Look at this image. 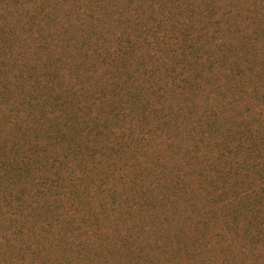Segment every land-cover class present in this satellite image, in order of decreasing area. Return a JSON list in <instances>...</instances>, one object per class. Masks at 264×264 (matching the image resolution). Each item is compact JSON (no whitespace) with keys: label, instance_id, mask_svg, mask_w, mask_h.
Returning a JSON list of instances; mask_svg holds the SVG:
<instances>
[{"label":"trees","instance_id":"trees-1","mask_svg":"<svg viewBox=\"0 0 264 264\" xmlns=\"http://www.w3.org/2000/svg\"><path fill=\"white\" fill-rule=\"evenodd\" d=\"M0 9V114L7 109L8 124L19 126L26 145L11 155L0 142V202L6 204L4 219L14 224L13 238L22 243L20 248L35 227L40 235L85 248L89 229L84 227L94 224L101 239L99 217L131 206H122L119 189L107 181H123L121 169H108L106 180L94 179L104 162H118L133 138L130 126L116 124L112 129L110 119L142 121L139 142H145L169 128L175 114L193 107L191 98L179 100L178 95L195 94L207 84L205 73L218 83L214 86L221 94L206 112L213 137L206 146L211 154L205 157L213 156L205 161V176L216 175L215 203L235 206L230 215H248L246 234L254 244L264 245V56L258 46L264 48V20L259 17L264 0H0ZM74 9L84 23L77 26L83 28L81 35L71 28ZM101 28L113 30L111 47L105 45ZM19 32L29 38L26 44L15 42L22 52L12 42ZM50 37L68 46L64 55L72 53L88 65L90 86H64L66 63L50 61ZM144 52L162 62L147 60L129 71L122 59ZM98 61L111 69L105 80L95 76ZM161 67L167 78L156 77L143 99L141 78L155 77ZM14 79L25 83L28 92L10 96ZM113 79L129 84L123 87ZM89 91L92 103L87 108L97 106L91 116L76 110L80 100L75 98ZM154 98L158 100L149 108ZM24 117L36 120L23 127ZM224 120L231 121L222 124ZM193 151L199 153L198 144ZM163 168L155 189L164 187L168 166ZM92 182L100 196L96 201L88 190ZM144 197L145 191L137 193L132 205H147ZM93 203L96 213L90 216Z\"/></svg>","mask_w":264,"mask_h":264},{"label":"rangeland","instance_id":"rangeland-1","mask_svg":"<svg viewBox=\"0 0 264 264\" xmlns=\"http://www.w3.org/2000/svg\"><path fill=\"white\" fill-rule=\"evenodd\" d=\"M70 14L74 34H83V28L77 26L79 23H84L79 19L76 10L74 9ZM259 17L264 20V13L261 12ZM246 25L243 24V28H246ZM59 26L60 24L56 27ZM100 30L106 34L105 45L111 47L115 42L113 30L104 28ZM55 31L54 28L51 29V32ZM246 33L247 31H244V35ZM77 35L71 34V36ZM50 40L49 46L54 52L50 54V61L54 64L58 63V60H61L62 64L66 63L64 86L75 88L78 82L85 87L90 86L88 65L81 63L72 53L64 55L68 46H64L62 40H52V37ZM28 41V36L21 32L12 39L14 46L15 42L26 44ZM59 44H61L60 49L56 51ZM258 46L264 56L263 45ZM15 50L22 52L21 45L15 46ZM148 54L144 52L137 56H126L122 60L129 71H137L147 60L160 61L158 57L151 58ZM97 64L99 67L95 76L105 80L106 77H103L111 69L107 65L101 67L99 61ZM73 65H75L72 70L74 73L70 75ZM121 69L126 70L124 67ZM161 69L155 77L141 78L138 85L140 91L144 92L143 99L149 96L148 89H151L150 85L156 77L167 78V71L164 67ZM219 79L225 83L223 77L220 76ZM204 80L207 84L195 94L178 95L179 100L191 98L193 107L184 108L175 114V118L169 121V128L158 131L145 142H139L142 121L129 118L117 122L113 118L110 119L112 129L116 128V124L130 126L133 138H129V149L119 154L118 162H113V166L105 165L104 162L94 179H104V173L110 168L121 169L125 175L123 181L119 179L118 181L117 177H111L107 181L112 184L111 186L119 189L122 206L127 202L131 206L127 209L123 206L122 213L107 212L99 217L103 231L101 239L94 231V224L84 227L89 229V244L85 248L68 245L50 234L40 235L39 228L35 227L31 233L27 231L25 246L20 248L22 243L13 238L14 224L9 219H4L6 204L0 202V264H264V245L254 244L245 231L250 225V217L245 213L230 215L235 212V206L217 205L213 186L217 181L216 175L205 176V161L213 156L205 157L211 154L206 150V146L213 137L208 132L206 112L211 105L219 102L221 94L214 86L218 83L211 79L210 74L205 73ZM14 82L10 96L18 97L28 92L25 83L16 82L15 79ZM112 82L119 81L113 79ZM119 84L125 87L129 83L122 80ZM135 85L132 84L134 87ZM108 86L106 93L110 96L113 84L110 82ZM90 91L75 96L80 100L76 110L88 112L89 116L92 115V110L97 108L93 105H91L92 110L87 108V105L92 103ZM157 100V98L150 99L151 103H147L148 107L154 108ZM168 104L176 107L173 103ZM105 107L110 109L108 106ZM8 116L7 109L0 114V142L8 153L15 155L17 149L22 152L26 145L19 126L8 124ZM35 120V117L27 119L24 117L22 126L30 127ZM229 121L231 120H224L222 124ZM154 126H157V122ZM194 144L195 146L198 144L199 153H194ZM149 165L152 167L147 169ZM164 165L168 166V171L164 174L165 182L162 184L164 187L160 190L155 189L153 183L156 184L155 181L162 171H165ZM95 187V182L88 185V190L96 201L100 196ZM144 191L147 198L144 197L143 201L146 200L148 204L132 205L131 198ZM90 210L92 212L90 216L95 215L94 203ZM212 214L215 217L211 216ZM76 217L79 219L81 215ZM94 220L95 217L92 222ZM250 223L253 222L250 220ZM27 244H30V247H27Z\"/></svg>","mask_w":264,"mask_h":264}]
</instances>
